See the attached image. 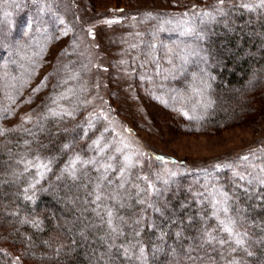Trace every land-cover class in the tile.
Listing matches in <instances>:
<instances>
[{"label":"rangeland","instance_id":"obj_1","mask_svg":"<svg viewBox=\"0 0 264 264\" xmlns=\"http://www.w3.org/2000/svg\"><path fill=\"white\" fill-rule=\"evenodd\" d=\"M238 3L0 0V134L34 128L41 119L68 125L99 117L108 132L93 153L108 146L98 161L114 157L120 182L119 168L130 156L135 166L126 181L138 169L154 187L165 181L173 187L175 177L189 176L199 182L197 189L187 187L193 195L263 191L258 181L249 185L233 172L264 177V112L254 105L218 119L223 101L218 76L210 72L218 59L206 60L210 38H202L215 35L232 13L246 11L233 6ZM218 6L228 9L223 19ZM203 12L215 19L198 15ZM258 12L264 14L251 13ZM163 192L156 198L166 205ZM235 212L234 205L229 214Z\"/></svg>","mask_w":264,"mask_h":264},{"label":"trees","instance_id":"obj_2","mask_svg":"<svg viewBox=\"0 0 264 264\" xmlns=\"http://www.w3.org/2000/svg\"><path fill=\"white\" fill-rule=\"evenodd\" d=\"M260 15L232 13L219 22L215 35L202 37L210 38L206 60L218 59L210 72L218 76L217 93L223 101L217 113L220 120L254 105L264 112V14ZM225 16L218 15L220 19ZM40 121L44 122L28 131L0 134V264H264L262 188L258 191L262 193L241 187H235L234 195L228 193L229 205L236 206L233 217L237 213L242 217L239 226L248 234L242 248L204 243L205 230L227 237L217 228L208 189L195 195L187 189H197L198 181L194 180L196 185L189 176L178 175L173 187L168 183L155 187L167 185L163 205L138 169H132L123 189L117 188L121 182L116 178V160H112L115 168L108 178L113 184L105 182L101 191L105 196L115 192L119 199L93 203L100 173L88 165L81 169V178L73 181L63 169L76 154L83 159L98 154L93 153L97 147L93 142L108 132L101 119L68 125L52 119ZM150 153L154 159L160 157ZM44 161L50 162L48 170L35 167ZM152 202L160 211L148 207ZM108 209L121 235L109 229Z\"/></svg>","mask_w":264,"mask_h":264},{"label":"snow or ice","instance_id":"obj_3","mask_svg":"<svg viewBox=\"0 0 264 264\" xmlns=\"http://www.w3.org/2000/svg\"><path fill=\"white\" fill-rule=\"evenodd\" d=\"M225 2L226 0H218V5H223L225 4ZM233 6H239L240 8L248 12H257L258 10L261 12H264V0H254V2L253 0H239L238 5H233ZM216 11L219 12L221 15L226 14L225 10L219 6L217 7ZM185 15H187V13H185ZM198 15H202L203 17H208L210 19H215L214 14L210 12H203ZM107 22L112 23V21H107ZM38 90L39 89L37 88V89H34L33 91H38ZM52 114L58 115V113H55V112H53ZM69 115H71V113H69ZM26 131L28 130L26 129ZM105 131H107V129H105ZM99 143H100L99 139L93 142V144L95 145H98ZM63 147L65 149H68L69 145L65 144ZM107 147L108 146L105 145L104 147L100 148L97 156H93L90 159H83L79 154H76L69 159L68 163L65 165V168L63 169V172L67 175V177L73 181L79 180L81 178L80 176L81 169L88 165H92L95 168V170L100 173V175L96 177L97 183L94 186V191L96 195H95V200L93 201V203H96L100 201L101 199H112V200L119 199L118 194L115 192L111 196H105L103 192L101 191V189L104 188L105 182L109 186L113 184V181L108 178V173L110 170H113L115 168V165L111 162L114 159V157L112 156L107 157L106 162L98 161V156H102L105 151V148ZM116 151L120 152L121 149L118 148L116 149ZM157 159H163V157H158ZM241 159L246 161L248 160V157L244 156ZM28 163H29V166H33L31 162H28ZM134 166L135 165L133 164L132 158L130 156H125L123 166L119 168V178L121 179V183L116 186L117 188L123 189L125 187V183H126L125 172ZM35 167L44 169L46 171L48 170V163L41 162L39 164H36ZM216 167L220 168L221 166L217 165ZM224 167H230V165H225ZM253 167H256V166L253 165ZM260 171L264 173V167H261ZM40 174L43 175V172H41ZM171 175L174 176L175 173H172ZM84 176L87 177L88 173H84ZM233 176L240 181H246L249 185H252L254 182L258 181V183L261 186H264V177L257 178V177L251 176V174L244 175L239 172H233ZM142 179L147 180V177H142ZM164 183L167 184L168 181H165ZM148 188L151 189L152 194L156 195L157 197H159L162 191L167 190V189L155 188L151 183L148 184ZM140 191H145V189H140ZM245 191H247V189H245ZM217 193H218V198H216ZM200 195H202V193ZM209 195L213 197L212 204H213V208L215 209V211L213 212V216H215L218 220L217 228L223 233L227 234V239L217 237L214 234V232H209L205 230L204 243H212V244L218 243L219 245H225V244L234 242L238 248H242L245 245L246 237L248 234L247 232H240L237 227L238 223L242 220V217H240L238 213L236 217H233L232 215L229 214L230 207H231L229 205V200H230L229 194L227 192L216 189L213 192H211ZM139 202L141 204L144 203L143 200ZM97 207L99 208L100 204L97 203ZM148 207L153 208L154 211H160L159 208L155 207V202L149 203ZM99 214L100 213L98 212L97 215ZM221 214H223V217H224L223 219L220 218ZM106 215L108 217L107 224L111 232L115 235H121L122 233L119 227L115 225L113 222V216H114L113 211L111 209H108ZM137 223H139V221H137ZM135 234L139 235L138 232ZM177 235H179V233ZM201 247H203V243L201 244ZM124 251H125V254L127 255L128 249L125 248ZM232 251H236V248H233ZM140 253H141V258H143V253H144L143 247L140 248Z\"/></svg>","mask_w":264,"mask_h":264}]
</instances>
